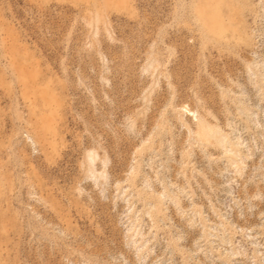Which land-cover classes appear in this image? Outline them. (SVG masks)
Segmentation results:
<instances>
[{
  "label": "rangeland",
  "instance_id": "rangeland-1",
  "mask_svg": "<svg viewBox=\"0 0 264 264\" xmlns=\"http://www.w3.org/2000/svg\"><path fill=\"white\" fill-rule=\"evenodd\" d=\"M0 264H264V0H0Z\"/></svg>",
  "mask_w": 264,
  "mask_h": 264
}]
</instances>
